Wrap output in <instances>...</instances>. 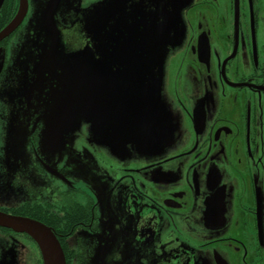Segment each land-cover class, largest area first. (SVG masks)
<instances>
[{"label":"flooded vegetation","instance_id":"flooded-vegetation-1","mask_svg":"<svg viewBox=\"0 0 264 264\" xmlns=\"http://www.w3.org/2000/svg\"><path fill=\"white\" fill-rule=\"evenodd\" d=\"M20 1L0 0V32ZM30 6L0 38V192L11 198L0 211L48 225L65 264H264V0L185 6L162 77L169 137L113 154L84 121L54 130L57 151L41 149L32 96L10 72ZM0 264H42L39 246L0 226Z\"/></svg>","mask_w":264,"mask_h":264},{"label":"water","instance_id":"water-1","mask_svg":"<svg viewBox=\"0 0 264 264\" xmlns=\"http://www.w3.org/2000/svg\"><path fill=\"white\" fill-rule=\"evenodd\" d=\"M40 1L33 0L34 7ZM190 1L171 0L167 4L172 10L165 11L164 0H99L85 8L71 7L65 0H47L38 17L45 37L38 61L49 82L48 104L57 106L33 110L37 120L42 117L49 133L58 121L61 128L64 123L84 121L90 125L91 138L109 146L112 154L128 143L137 152L144 151L162 131L168 138L169 124L166 129L159 122L166 115L159 105L164 64L169 50L184 38L181 12ZM27 6L28 0L20 1L0 38L21 22ZM58 15L78 23L81 41L72 47L74 51L70 45L56 44L51 28ZM44 133L43 148L57 151L61 142L57 134ZM48 170L59 176L57 170ZM0 226L29 235L39 246L42 264H65L61 244L48 225L0 211Z\"/></svg>","mask_w":264,"mask_h":264},{"label":"rangeland","instance_id":"rangeland-1","mask_svg":"<svg viewBox=\"0 0 264 264\" xmlns=\"http://www.w3.org/2000/svg\"><path fill=\"white\" fill-rule=\"evenodd\" d=\"M75 1V5L78 7L88 6L91 2H99V0H65L68 5H72ZM47 0H41L38 5L31 8L28 12L24 27L15 34V45L13 47L11 56V68L10 72L14 75H18L19 84L18 88L21 90V98L32 96V106L33 110H46L48 108V87L49 82L45 78L46 74L43 71V66L39 63L40 49L45 42L43 26L39 24L38 17L42 15L45 3ZM68 19V18H67ZM52 31L54 32V37L56 44L61 43L62 45L71 46V51H74L72 47H76L81 41L80 31L78 30V23H74L71 19L67 22L58 17L54 18L52 25ZM73 126L77 124L72 122ZM71 124V125H72ZM89 134L91 133L88 131ZM43 138L41 137L40 145L42 144ZM41 149H44L41 145ZM87 150V148H84ZM65 154L67 156V161L71 162L70 149H65ZM73 158L79 156L77 151L73 148ZM110 151L109 149H107ZM111 153V151L109 152ZM55 166L56 164H51ZM69 170L71 164L67 163L64 167ZM11 198L10 193L0 192V204L10 205Z\"/></svg>","mask_w":264,"mask_h":264},{"label":"trees","instance_id":"trees-1","mask_svg":"<svg viewBox=\"0 0 264 264\" xmlns=\"http://www.w3.org/2000/svg\"><path fill=\"white\" fill-rule=\"evenodd\" d=\"M47 116H48V114H47ZM52 118V117H51ZM38 122H41V124H42V131L44 130L45 131V133L44 134H51L52 133V135H55V134H57L58 132L57 131H54L53 129H51V131H50V133H49V131H48V124H46L45 122H44V120L42 119V117L40 116V117H38V120H37ZM50 123V122H49ZM55 129L57 130L58 128H61L60 127V123H59V121L58 122H56V124H55Z\"/></svg>","mask_w":264,"mask_h":264}]
</instances>
